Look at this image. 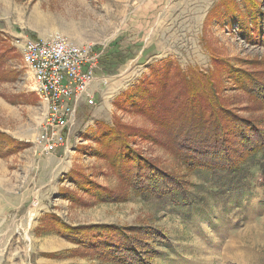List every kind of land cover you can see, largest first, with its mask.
<instances>
[{
	"label": "rangeland",
	"instance_id": "1",
	"mask_svg": "<svg viewBox=\"0 0 264 264\" xmlns=\"http://www.w3.org/2000/svg\"><path fill=\"white\" fill-rule=\"evenodd\" d=\"M253 2L264 11V0H0V71H6L2 78L6 81L0 79V98L9 103L13 99L24 102L27 97L35 103L31 97L37 94L16 37L49 40L61 33L79 45L103 51L94 83L95 91L103 96L94 105L82 106L68 136V152H73L70 159L84 166L77 173L111 191L126 190L105 157L116 145L111 142L105 147L101 142L100 130L105 127L130 132L133 149L187 182L170 196L128 191L126 200L114 201L97 200L84 192L85 183L79 186L66 180L52 200L54 215L74 226L115 225L118 239H144L146 243L137 249L145 264H264V153L250 157L238 172L189 171L163 146L165 131L138 105L141 102L123 98L128 90L150 80L156 83L153 91L161 93L157 81L162 71L158 70L170 59L182 72L196 69L214 74L216 93L234 113L252 117L248 94L234 87L224 61L227 67L250 73L264 70V43L248 41L241 25L228 24L232 18L229 6L244 13ZM167 71L170 81L176 78V69ZM39 106L28 111L0 100L2 132L19 134L26 125L16 126L12 115L28 119L32 112L43 113ZM43 123L37 124L34 133L42 131ZM83 138L90 140L85 143ZM7 144L0 137V153L9 151ZM5 162L0 160V167H6ZM70 193L75 194L73 200ZM52 225L42 217L33 232L11 233L8 244L0 241V264L121 263L108 261L110 257L74 243L52 228L50 233L72 246L57 252L56 241L42 240L43 229L50 230ZM124 231L131 235L125 236ZM125 248V243L118 245L120 258Z\"/></svg>",
	"mask_w": 264,
	"mask_h": 264
},
{
	"label": "trees",
	"instance_id": "2",
	"mask_svg": "<svg viewBox=\"0 0 264 264\" xmlns=\"http://www.w3.org/2000/svg\"><path fill=\"white\" fill-rule=\"evenodd\" d=\"M252 4L244 13L241 9L229 6L232 18L228 24L241 25V33L248 41L264 43V11L258 4ZM234 14H237V19H234ZM224 63L228 76L235 83L234 87L241 88L248 94V109L252 114L250 118L234 113L227 100L216 93L214 74L207 75L196 69L183 73L180 66L170 59L165 60L158 70L162 71L161 78L157 81L161 93L153 91L156 83L150 80L128 90L123 97L126 102H141L138 105L143 111L164 129L163 146L170 149L189 171L238 172L243 170V164L250 157L264 153V115L257 116L264 114V70L250 73L243 68L227 67L229 64L226 61ZM169 69H176L178 73L172 81L167 71ZM5 73L4 69L0 71V79ZM15 102L13 99L12 103ZM129 135L130 132L114 128L103 127L100 130V140L105 147H109L111 142L116 143L105 157L109 159L126 190L119 193L111 191L76 173L75 183L79 186L85 183L88 186L84 192L90 193L97 200L120 201L126 200L128 191L137 195L170 196L184 188L187 182L183 176L172 174L159 167L152 159L142 156L131 147ZM0 137L8 142L7 154L19 149L18 143L12 138L1 132ZM6 153H0V156ZM73 197L75 194L70 193L72 200ZM48 218L53 223L54 230L74 243L93 248L106 258L115 255L124 264H145L137 246L146 241L134 236L118 239L119 228L115 225L89 223L72 226L56 214H50ZM126 234H129L128 231H124L125 236ZM97 237L102 238L96 241ZM120 243L127 246L121 250L124 252L122 258L118 256L120 251L117 249Z\"/></svg>",
	"mask_w": 264,
	"mask_h": 264
},
{
	"label": "crops",
	"instance_id": "3",
	"mask_svg": "<svg viewBox=\"0 0 264 264\" xmlns=\"http://www.w3.org/2000/svg\"><path fill=\"white\" fill-rule=\"evenodd\" d=\"M94 83L96 84L97 82L95 81ZM95 84L92 88L93 92L95 91ZM98 91L94 92L95 99L98 96H103V92ZM31 98L35 99L36 102L32 103V99L27 97L23 99L24 102L17 99L15 102V104L18 103L17 105H12L6 99L0 98L4 105L11 107H27L28 111H35L41 105L43 109L42 114L32 112L28 119L20 117L17 113L12 115L15 116V123L18 122L16 126L26 125L23 130L20 128L21 131H17L19 132L17 135L10 131L3 133L4 129L0 128L3 135L12 138L19 145L17 151L0 156V160H6L5 163H7L6 167H0V193H2V197L0 196V241H6L5 244L11 241L8 239L11 233L31 232L33 227L37 226L39 218L49 219L48 216L54 214L52 200L55 198L56 192L58 194L64 189L66 180H71L75 183L74 175L84 167L72 162L70 157L73 152L72 150L68 152L71 148L68 145L65 148L59 147L56 151L49 153L36 145L35 140L38 134L34 132L38 128L37 124L40 121L44 122L47 114V105L39 100L37 94ZM27 99L30 100L28 101ZM83 105L90 106L86 103L80 104L77 115ZM82 136L84 137L85 135ZM83 140L86 143L90 139L83 138ZM68 143L70 142L68 141ZM11 167L12 169H10ZM60 197L64 198V195ZM34 203H37V205L33 206ZM57 216L61 217L59 214ZM67 223L70 224L69 222ZM70 225L74 226V224ZM52 228L51 226L50 230L47 228L45 229L46 231L43 229L45 233L42 240L56 241L59 247L56 250L57 252L61 249L72 247L63 238L56 237L57 235L52 232L50 233V231H54ZM45 253L49 254L50 252ZM107 260L114 263L120 262L114 257H110ZM120 264L124 263L121 262Z\"/></svg>",
	"mask_w": 264,
	"mask_h": 264
},
{
	"label": "built area",
	"instance_id": "4",
	"mask_svg": "<svg viewBox=\"0 0 264 264\" xmlns=\"http://www.w3.org/2000/svg\"><path fill=\"white\" fill-rule=\"evenodd\" d=\"M22 59L33 78V91L47 105L36 145L45 152L67 147L80 104H95L93 85L103 51L77 44L61 33L49 40L16 37ZM37 205V203H34Z\"/></svg>",
	"mask_w": 264,
	"mask_h": 264
}]
</instances>
